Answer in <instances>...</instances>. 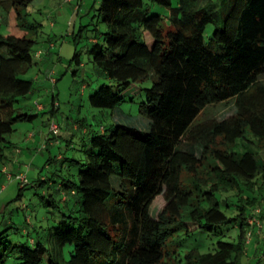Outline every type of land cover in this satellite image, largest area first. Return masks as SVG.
Listing matches in <instances>:
<instances>
[{
	"label": "trees",
	"instance_id": "trees-1",
	"mask_svg": "<svg viewBox=\"0 0 264 264\" xmlns=\"http://www.w3.org/2000/svg\"><path fill=\"white\" fill-rule=\"evenodd\" d=\"M33 1L0 0L5 19L15 13L12 32H0V162L16 123L37 116L21 103L35 87L25 74L38 63L39 26L24 13ZM99 4L94 17L103 28L94 29L87 51L111 83L90 102L116 109L140 98L146 121L139 128L119 116L99 130L85 127L90 137L77 155L49 158L62 160L67 173L34 185L59 219L44 237L14 239L0 222V264H264V242L248 241L257 234L249 219L262 204L250 193L257 184L264 190V0ZM74 58L82 65L78 51ZM231 99L233 115L195 124L205 107ZM51 104L54 116V96ZM239 140L257 151L237 149ZM19 181L17 199L30 183ZM161 194L166 205L156 217Z\"/></svg>",
	"mask_w": 264,
	"mask_h": 264
},
{
	"label": "rangeland",
	"instance_id": "rangeland-1",
	"mask_svg": "<svg viewBox=\"0 0 264 264\" xmlns=\"http://www.w3.org/2000/svg\"><path fill=\"white\" fill-rule=\"evenodd\" d=\"M99 3L100 0H34L24 10L28 21L39 26V33L33 35L37 40L33 57L38 63L25 74L26 78L35 81V87L22 98L21 103L29 106L22 110L37 116L16 123L15 131L8 136L11 144L6 148V161L0 162V222H3V229L10 233L12 239L23 233L27 238L39 233L44 237L47 228L59 219L58 208L44 206L47 201L41 196L44 189L38 186V182L34 185L37 178L61 180L57 174L67 173V167H62V160L49 162V158L77 155L83 140L90 137L84 132L85 127L99 130L102 125L113 124L119 116L123 117L122 121L139 128L146 121L139 109L140 98L127 100L116 109L95 107L90 102V95L96 89L103 83H111L97 72L92 56L87 51L94 29L103 28V24L94 17L96 10L93 6L99 7ZM155 7L160 12L167 11L160 5ZM5 16L6 10L0 9V32L8 34L12 31H8L7 24L14 29L15 13L13 11L8 19ZM76 51L81 56L80 66L74 58ZM151 84V81L145 82V86ZM53 96L58 109L54 116L49 112ZM235 112L234 99L210 104L202 110L195 124L212 118L222 120ZM54 122L60 126L57 138L51 131ZM249 137L253 138L251 135ZM217 146L225 145L218 139ZM237 149L257 151L247 140H239ZM9 173L13 174V178L8 176ZM20 173L27 175L30 183L17 199L21 185L16 175ZM48 180L43 182V186L52 192ZM259 187L260 184H257L255 191L250 193L259 197L262 204L259 206L261 210L255 211L257 216L249 219L250 223L257 225V234L249 235L248 241L251 239L252 243L261 246L264 242V190L261 189L263 193H260ZM165 205V197L162 194L157 196L152 205L154 216L158 217ZM31 216L33 220L29 218ZM259 216L261 220L257 219ZM6 222L9 223L8 227L5 226ZM45 242L50 244L47 239ZM248 248L252 255L254 247Z\"/></svg>",
	"mask_w": 264,
	"mask_h": 264
},
{
	"label": "built area",
	"instance_id": "built-area-1",
	"mask_svg": "<svg viewBox=\"0 0 264 264\" xmlns=\"http://www.w3.org/2000/svg\"><path fill=\"white\" fill-rule=\"evenodd\" d=\"M51 129H52L51 131H53L55 134H57L60 131V126L57 123H53L51 125ZM9 177H12V174H10ZM17 178L24 183L27 182V175L20 173L19 175H17Z\"/></svg>",
	"mask_w": 264,
	"mask_h": 264
},
{
	"label": "crops",
	"instance_id": "crops-1",
	"mask_svg": "<svg viewBox=\"0 0 264 264\" xmlns=\"http://www.w3.org/2000/svg\"><path fill=\"white\" fill-rule=\"evenodd\" d=\"M5 169H6V167H4ZM3 188H5V187H3Z\"/></svg>",
	"mask_w": 264,
	"mask_h": 264
}]
</instances>
